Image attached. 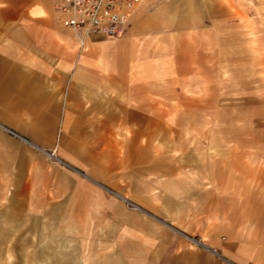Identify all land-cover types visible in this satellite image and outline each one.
Instances as JSON below:
<instances>
[{"label": "crops", "instance_id": "crops-1", "mask_svg": "<svg viewBox=\"0 0 264 264\" xmlns=\"http://www.w3.org/2000/svg\"><path fill=\"white\" fill-rule=\"evenodd\" d=\"M117 39L80 47L52 0H0V264H264L167 152Z\"/></svg>", "mask_w": 264, "mask_h": 264}, {"label": "rangeland", "instance_id": "rangeland-1", "mask_svg": "<svg viewBox=\"0 0 264 264\" xmlns=\"http://www.w3.org/2000/svg\"><path fill=\"white\" fill-rule=\"evenodd\" d=\"M135 9L117 41L132 43L122 58L138 99L165 123L167 152L201 171L218 212L264 255V0H144Z\"/></svg>", "mask_w": 264, "mask_h": 264}, {"label": "built area", "instance_id": "built-area-1", "mask_svg": "<svg viewBox=\"0 0 264 264\" xmlns=\"http://www.w3.org/2000/svg\"><path fill=\"white\" fill-rule=\"evenodd\" d=\"M144 0H52L57 22L74 34L80 47L92 39L122 36L136 6ZM55 157L54 151L47 152ZM225 264H237L219 255Z\"/></svg>", "mask_w": 264, "mask_h": 264}]
</instances>
